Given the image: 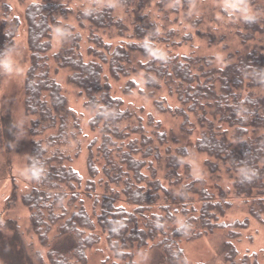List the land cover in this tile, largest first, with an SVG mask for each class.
Returning a JSON list of instances; mask_svg holds the SVG:
<instances>
[{"label": "trees", "instance_id": "trees-1", "mask_svg": "<svg viewBox=\"0 0 264 264\" xmlns=\"http://www.w3.org/2000/svg\"><path fill=\"white\" fill-rule=\"evenodd\" d=\"M19 1L26 7L30 50L24 106L35 137L27 163L32 187L22 199L50 264H89L100 232L115 258L128 264L135 249L146 246L157 252L155 264H187L181 239L217 229H228L217 264H261L255 254H241L234 240L243 237L250 216L264 223V0H238L232 13L183 0L185 16L196 28L208 19L191 20V5L203 14L210 11L209 21L221 18L220 35L198 28L197 33L220 46L222 61L215 54L163 52L162 44L181 46L195 38L171 26L179 21L176 0H119L123 16L96 0L77 8L74 0ZM150 6L153 13H139ZM12 11L0 0V77L20 25ZM55 33L62 44L52 57ZM252 43L256 47L247 49ZM61 69L84 96V108L92 111L89 125L99 133L88 144L86 181L70 165L81 153L84 115L69 105L56 78ZM139 71L146 81L140 92L154 99L160 112L181 118L189 133L199 130L196 146L209 157L207 170L218 191L191 179L186 148L154 114L145 116L142 106L126 105L113 93L112 81L123 78L124 93H132L137 87L132 76ZM163 89L178 106L167 103ZM17 127L11 111L0 118V146L7 145V154ZM231 192L249 216L228 224L220 219L233 207ZM8 226L15 230V247L8 257L0 253L4 264H44L17 222L9 220ZM9 238L2 234L0 240L8 246Z\"/></svg>", "mask_w": 264, "mask_h": 264}, {"label": "rangeland", "instance_id": "rangeland-1", "mask_svg": "<svg viewBox=\"0 0 264 264\" xmlns=\"http://www.w3.org/2000/svg\"><path fill=\"white\" fill-rule=\"evenodd\" d=\"M12 6V17H18L20 25L16 32L15 46L12 52L7 56L3 63V72L0 77V118L4 116L7 111H11L15 121L18 125V133L16 141L11 145L10 153L7 154V145L0 146V239L2 234L10 237L9 243L5 245L0 240V253L6 255L14 252L11 246L15 244L11 236L15 232L13 226H8L9 220L17 222L20 230L23 233L25 242L31 244L36 250L41 252L44 264H50L47 252V247H44L39 241L37 235L34 232L31 222V212L29 208L23 202V194L28 192L32 187L31 177L28 172V157L31 152L32 143L35 139L30 133V118L26 115L24 98H25V80L28 68L30 66V50L28 46V30L25 19V4H22L19 0H3ZM73 6H89L94 0H74ZM99 4L113 5L116 9L115 12L120 16L125 15V9L121 6L119 0H96ZM180 5L179 21L172 24L174 28H178L182 31L190 32L195 35L194 41L189 44L168 47L166 45H160L163 52L171 51L174 54H188V53H200V54H215L218 59L222 61L223 53L220 46L217 44L208 43L207 36L204 34H198L197 28L202 32L211 33L213 35H220L221 33V20L218 17L215 21H209L211 14L202 12V9L196 5H191V20L200 17L199 15H206L208 22L201 24L199 27H195L188 18H186L183 9V0H176ZM206 1V2H205ZM201 5L205 6L214 4L229 9L230 13L236 12L240 2L238 0H197ZM211 3V4H210ZM212 6V5H211ZM219 7V8H221ZM220 10V9H219ZM154 12V7L147 8L143 12ZM138 12L134 13V19L139 17ZM218 13H220L218 11ZM172 19L177 17L172 14ZM133 19V17H132ZM221 19V18H220ZM85 36L87 32L83 33ZM85 43V41H84ZM61 38L55 33L53 39V49L51 56L57 52L61 47ZM86 44H84L85 46ZM256 47L255 43L247 45V49ZM239 48V47H238ZM142 58V57H141ZM145 61L147 57H143ZM54 65V64H53ZM55 69V65L53 66ZM67 69H61L56 78L60 82L64 94L67 96L69 105L78 114H83L82 128V148L80 155L75 158L70 165L77 170L86 181L89 178L87 158L89 154L88 144L93 139L99 136L97 131H93L89 125V119L92 116V111H88L84 108V96L80 94L78 88L74 87L68 81ZM137 87L130 94H125L123 89L126 84V79L113 80V93L124 99L126 105H132L136 107L144 108V115L148 116L149 113L154 114L155 118L160 120L162 128L171 137L179 139L182 146L186 148V162L190 167V173L192 180L203 179L206 182V187L210 190L218 191L216 188L217 179L214 178L207 170L206 161L209 159L208 155L200 152L196 146L197 139L199 137V130H195L193 133H189L181 128L182 119L175 117L171 113L160 112L154 105V99L143 95L140 91L146 89V81L144 78V72L139 71L132 76ZM160 94L167 97V103L174 106H178L179 102L175 97H171L166 89H163ZM224 186L230 189L232 182L230 179L225 178ZM180 189V187H179ZM17 194L15 199L13 196ZM227 199L233 202V207L229 209L227 215L221 218L220 221L231 224L238 219L244 220L246 216H249L246 208H243L242 200L231 192ZM93 200V199H92ZM91 202V201H90ZM177 203L180 205V202ZM90 205V204H89ZM228 229H217L212 233H206L199 237L187 239H181V245L185 250L187 257V264H217L219 262L220 250L223 242L228 238ZM243 237L240 240L235 239L237 248L241 254L249 253L256 255L259 263L264 264V223L250 216V226L248 229L242 231ZM101 241L95 245L93 249L88 252L89 264H128L124 260L116 259L110 248L108 247V241L106 234L100 232ZM179 239V238H177ZM134 260L132 264H155L157 252L150 249L149 246L142 248L141 250L135 249ZM0 264H4V261L0 257Z\"/></svg>", "mask_w": 264, "mask_h": 264}]
</instances>
